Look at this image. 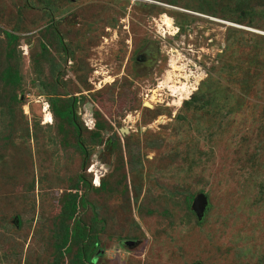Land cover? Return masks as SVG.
I'll list each match as a JSON object with an SVG mask.
<instances>
[{
  "label": "rangeland",
  "instance_id": "obj_1",
  "mask_svg": "<svg viewBox=\"0 0 264 264\" xmlns=\"http://www.w3.org/2000/svg\"><path fill=\"white\" fill-rule=\"evenodd\" d=\"M83 249L264 264V0H0V264Z\"/></svg>",
  "mask_w": 264,
  "mask_h": 264
},
{
  "label": "trees",
  "instance_id": "obj_2",
  "mask_svg": "<svg viewBox=\"0 0 264 264\" xmlns=\"http://www.w3.org/2000/svg\"><path fill=\"white\" fill-rule=\"evenodd\" d=\"M10 72H4V79L9 83L16 84V82L18 81V78L15 77L13 79H9V77H11V75L9 76ZM56 110V111H55ZM54 110V113L56 115L59 116L60 119H68L71 117L72 115V111H71V107L69 106L66 110L64 111H57V109ZM98 130H101V126H97ZM95 135L98 137L99 134L95 133ZM105 184L101 182L99 189L104 188ZM76 189V188H75ZM70 199L68 201V206L65 207V218L63 220L69 223H66L65 226H63V237L61 240V244L59 245V249L58 251L60 252V256H63L62 251H66L68 249V247L66 246L67 244H69L70 239L72 240V237H76L78 235H84V229L79 226V223H77L78 221H76L75 217H76V213L78 210V205L81 204L82 206H85V203L81 200V197H78V194L75 192L74 194H70ZM194 198V197H193ZM192 197L187 198V207L189 208L191 200H193ZM83 206V207H84ZM19 222V221H18ZM72 223V225L70 224ZM70 227V228H69ZM73 227H75V229H72ZM96 242L93 243V245H95ZM85 252L86 250L83 249V251L79 250V252L76 254V260L78 262V264H85L84 259L86 260L85 257ZM75 263V261H73Z\"/></svg>",
  "mask_w": 264,
  "mask_h": 264
},
{
  "label": "water",
  "instance_id": "obj_3",
  "mask_svg": "<svg viewBox=\"0 0 264 264\" xmlns=\"http://www.w3.org/2000/svg\"><path fill=\"white\" fill-rule=\"evenodd\" d=\"M206 207H207V197L205 196V194L203 193L196 194L191 202L190 209L194 212L198 220L202 219ZM17 221H18L17 218H15L14 220L15 224H17ZM135 243H136L135 241H131V240L124 242L126 246H133Z\"/></svg>",
  "mask_w": 264,
  "mask_h": 264
},
{
  "label": "flooded vegetation",
  "instance_id": "obj_4",
  "mask_svg": "<svg viewBox=\"0 0 264 264\" xmlns=\"http://www.w3.org/2000/svg\"><path fill=\"white\" fill-rule=\"evenodd\" d=\"M70 2H71L72 4H75V3L78 2V0H70ZM53 20L56 21V18L54 17ZM71 111H72V109H71ZM72 114H73V111H72ZM74 117H75V116H74ZM123 243H124V242H123Z\"/></svg>",
  "mask_w": 264,
  "mask_h": 264
}]
</instances>
